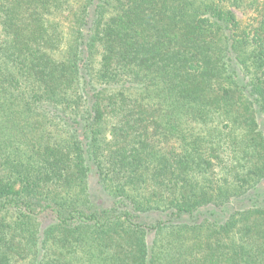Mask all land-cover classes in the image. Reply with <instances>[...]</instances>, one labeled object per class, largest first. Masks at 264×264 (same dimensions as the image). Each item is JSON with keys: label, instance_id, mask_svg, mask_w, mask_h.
Listing matches in <instances>:
<instances>
[{"label": "trees", "instance_id": "16d2710c", "mask_svg": "<svg viewBox=\"0 0 264 264\" xmlns=\"http://www.w3.org/2000/svg\"><path fill=\"white\" fill-rule=\"evenodd\" d=\"M0 264H264V0H0Z\"/></svg>", "mask_w": 264, "mask_h": 264}, {"label": "rangeland", "instance_id": "374dc122", "mask_svg": "<svg viewBox=\"0 0 264 264\" xmlns=\"http://www.w3.org/2000/svg\"><path fill=\"white\" fill-rule=\"evenodd\" d=\"M236 12L240 18H246V16H247V14L244 13L243 11L237 10ZM92 189H93V193L95 196H97V197L102 196V192L100 191V189H99V187L95 181H93Z\"/></svg>", "mask_w": 264, "mask_h": 264}]
</instances>
